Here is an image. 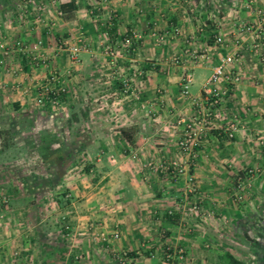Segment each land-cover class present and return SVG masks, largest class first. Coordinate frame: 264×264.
<instances>
[{
    "label": "crops",
    "instance_id": "1",
    "mask_svg": "<svg viewBox=\"0 0 264 264\" xmlns=\"http://www.w3.org/2000/svg\"><path fill=\"white\" fill-rule=\"evenodd\" d=\"M245 3L0 0V264H119L123 250L135 264H264V60L237 30L258 20L264 0ZM130 31V46L105 51ZM80 32L86 48L72 62L62 40ZM14 39H40L34 53L44 61L10 47ZM185 45L205 57L174 63ZM226 54L239 78L220 77L208 91L204 80ZM52 68L66 90L58 105L39 104ZM123 75L139 81L138 97L121 93ZM193 116L203 135L177 173L170 163L185 156L176 120ZM243 168L255 171L236 199Z\"/></svg>",
    "mask_w": 264,
    "mask_h": 264
},
{
    "label": "built area",
    "instance_id": "2",
    "mask_svg": "<svg viewBox=\"0 0 264 264\" xmlns=\"http://www.w3.org/2000/svg\"><path fill=\"white\" fill-rule=\"evenodd\" d=\"M31 2L32 6L36 5L39 0H27ZM251 0H246L245 6H249V2ZM258 13V20L255 22V26H251V24L241 23L238 25L237 30L241 31H248L251 33V42L250 47L251 49L257 54L258 60H264V12L260 9H256ZM57 13H60V10H57ZM25 15V13H23ZM23 16V15H22ZM111 14H108L106 17L109 19ZM166 31V29L164 30ZM170 31L173 33L178 32L177 26H171ZM151 33L156 36V38H161V34H157L155 30H152ZM132 37H134V32L130 31V33H125L120 39L117 41V45L115 47L112 46V42L106 41L104 42V49L110 54L118 53L122 47L130 46ZM240 36H235L233 38V43H238L240 41ZM215 42L222 41L220 35H216L214 37ZM63 47L66 48V52L68 54L69 59L72 62L78 61L77 52L81 48H86V39L84 35L80 32L76 35L74 43H70L68 39L64 38L62 40ZM41 40L35 39L33 41H24L21 39H14L10 43V47L16 48V50L20 53L24 52L28 54V57L35 63L39 61L43 62L44 57L38 53H34L40 46ZM0 52L7 54L8 53V46L7 43L0 39ZM202 55L201 53H196L189 49L188 45L182 47V49L175 53L172 56V61L174 63H182L185 61L195 62L198 60L199 56ZM236 60V56L233 54H226L220 58L217 62H215L211 70L204 80V86L209 91L211 85L219 80L220 77H229L232 82H235L239 78L238 72L229 73L228 69H226L227 63H234ZM14 68L11 69L13 71ZM192 81V76L190 72H184L179 78V92L182 95H188V86ZM139 81L131 78L130 76L123 75L121 78V85L120 89L123 93L132 94L134 97L139 96ZM66 90L65 84H63L62 79L60 78V74L54 68L49 69L45 78L41 82L39 89L35 95V100L39 104H44L45 102L51 106H56L60 102V96ZM215 101V99H214ZM177 123L181 125V132L176 140V146L178 150L185 156L183 162H175L171 161L170 166L173 167L177 173H181L184 169V166L187 164V159H191L196 155V145L200 141L203 135V125L201 118L198 116H193L190 119H177ZM249 170V169H248ZM187 180L189 182V190H194V181L191 174L187 175ZM239 196V195H238ZM4 200V199H3ZM68 226L67 224H63V228L66 229ZM113 236H117L116 232H113ZM183 249L181 247H177L174 253L181 256ZM164 255L169 257L171 255V251L168 247L164 249ZM118 262L119 264H135L129 259H127L126 251L123 250L118 254Z\"/></svg>",
    "mask_w": 264,
    "mask_h": 264
},
{
    "label": "rangeland",
    "instance_id": "3",
    "mask_svg": "<svg viewBox=\"0 0 264 264\" xmlns=\"http://www.w3.org/2000/svg\"><path fill=\"white\" fill-rule=\"evenodd\" d=\"M249 8V7H248ZM262 10V9H261ZM263 12H264V10H262ZM257 13V12H256ZM257 15H258V13H257ZM245 23H247V24H251V26L253 27V26H255V22L254 23H252V22H250V21H247V22H245ZM240 25V24H239ZM239 31V30H238ZM241 31V30H240ZM249 31V30H248ZM248 31H246V33L247 34H251L250 32H248ZM242 32V31H241ZM244 32V31H243ZM248 36V35H247ZM257 55V54H256ZM121 93H123L122 91H121ZM256 144H258V145H260V146H258V149H259V151L264 155V138L263 137H258L257 139H256ZM249 169V170H248ZM254 169H252V168H243L242 169V172L243 173H241V174H239V173H236V175L235 176H237V177H235V189H236V191H234L233 192V195L234 196H236V199H240L241 198V196L243 195V192L245 191V189L247 188V187H250V182H251V179H252V174L254 173ZM192 176V175H191ZM192 178H193V176H192ZM239 195V196H238ZM2 200V199H1ZM1 202H5L4 200L3 201H1ZM182 253H183V251H182Z\"/></svg>",
    "mask_w": 264,
    "mask_h": 264
}]
</instances>
